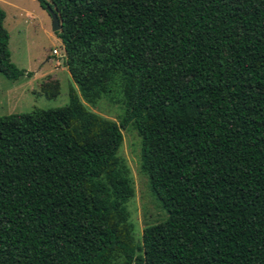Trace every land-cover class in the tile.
<instances>
[{"label": "trees", "instance_id": "16d2710c", "mask_svg": "<svg viewBox=\"0 0 264 264\" xmlns=\"http://www.w3.org/2000/svg\"><path fill=\"white\" fill-rule=\"evenodd\" d=\"M37 2L58 18L78 94L0 116V264H264V0ZM4 15L0 74L30 77L10 62ZM113 86L117 123L79 98ZM128 123L166 214L140 244L116 156Z\"/></svg>", "mask_w": 264, "mask_h": 264}, {"label": "rangeland", "instance_id": "374dc122", "mask_svg": "<svg viewBox=\"0 0 264 264\" xmlns=\"http://www.w3.org/2000/svg\"><path fill=\"white\" fill-rule=\"evenodd\" d=\"M0 7L5 13L3 27L8 33L10 62L31 72L30 77L20 76L16 80L0 74V116L66 105L69 87L75 88L77 94L78 90L64 66L62 43L51 30L46 9L37 0H0ZM53 48L56 54L51 53ZM50 90L57 94L47 96L45 93ZM79 98L91 112L116 123L120 121L124 106L117 87H111L92 102ZM121 135L116 156L127 168L133 188L125 206L132 240L140 244L142 228L164 220L166 214L151 194L147 176L140 168L139 136L131 123L121 129ZM115 261L124 264L121 258Z\"/></svg>", "mask_w": 264, "mask_h": 264}, {"label": "water", "instance_id": "95a60500", "mask_svg": "<svg viewBox=\"0 0 264 264\" xmlns=\"http://www.w3.org/2000/svg\"><path fill=\"white\" fill-rule=\"evenodd\" d=\"M46 11H47V13L50 16V20H51V30L53 32L60 30L61 26H60V23L58 21V18L56 16V14L51 9H49V8H46Z\"/></svg>", "mask_w": 264, "mask_h": 264}, {"label": "built area", "instance_id": "2783aa9c", "mask_svg": "<svg viewBox=\"0 0 264 264\" xmlns=\"http://www.w3.org/2000/svg\"><path fill=\"white\" fill-rule=\"evenodd\" d=\"M51 53L56 54V53H57V52H56V49L53 48V49L51 50Z\"/></svg>", "mask_w": 264, "mask_h": 264}]
</instances>
